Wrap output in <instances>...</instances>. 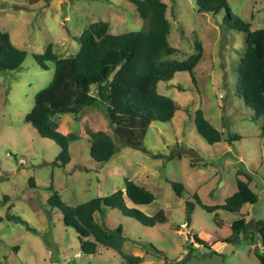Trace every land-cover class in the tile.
<instances>
[{
	"label": "rangeland",
	"instance_id": "1",
	"mask_svg": "<svg viewBox=\"0 0 264 264\" xmlns=\"http://www.w3.org/2000/svg\"><path fill=\"white\" fill-rule=\"evenodd\" d=\"M163 1L170 22L168 42L177 49L168 59H186L196 42L203 48L193 80L189 73L177 72L158 83V92L177 106L172 120L152 122L141 148L121 147L107 162L98 163L89 154L85 128L110 133L104 113L87 107L77 116L56 114L52 119L58 130L80 138L68 143L70 161L55 165L59 146L24 122L35 93L54 73L52 62L43 70L33 55L50 43L60 57L75 54L80 34L96 21L108 22L110 32L119 34L141 29L143 20L127 0H0V30L26 52L19 69L0 72V264H121L112 249L83 253L74 230L47 204L46 189L51 186L66 204L76 205L123 189L125 179L154 194L148 205L137 207L126 199V206L146 215L162 209L166 222L147 227L118 209L95 214V220L112 228L121 225L124 249L142 256L140 264H165V258L175 262L187 254L183 264H259L253 249L264 252L260 243L222 241L241 216L264 218V119L238 94L244 34L224 28L223 10L213 15L199 12L196 0ZM226 1L234 19L249 22L252 30L264 28V0ZM196 111L223 132L222 141L209 144L198 135ZM232 135L238 138L226 142ZM29 177L35 188L29 187ZM237 179L248 181L256 203L242 205L239 213L207 212L195 204L186 214L185 202L195 203L194 193L205 205L222 204L236 191ZM170 181L184 186L181 196ZM7 213L21 217L33 231L5 219Z\"/></svg>",
	"mask_w": 264,
	"mask_h": 264
},
{
	"label": "trees",
	"instance_id": "2",
	"mask_svg": "<svg viewBox=\"0 0 264 264\" xmlns=\"http://www.w3.org/2000/svg\"><path fill=\"white\" fill-rule=\"evenodd\" d=\"M127 1L135 6L143 20L141 29L114 34L110 32L108 22L96 21L80 34L79 49L75 54L60 57L50 43L43 53L33 55L35 63L43 70H47V63L52 62L54 73L48 85L35 93L32 108L25 115L24 122L30 124L40 137L48 138L59 146L55 165H66L70 161L68 143L80 137L60 132L52 116H77L87 107L99 108L108 121L110 133L86 127L85 134L91 158L105 163L121 147L141 148L152 122L172 120L177 106L173 99L158 92L159 82L171 80L177 72H187L193 80L192 71L203 55L201 43H195V52L186 59H168L177 49L168 42L170 22L166 15L167 4L163 0ZM196 5L201 13L216 15L223 10L224 28L244 34L245 49L238 68L241 81L238 94L246 105L256 111V116L262 115L264 119V28L252 30L249 22L234 19L226 0H196ZM25 56L24 50L12 44L8 32L0 30V72L19 69ZM193 121L196 132L207 143L222 141L223 132L203 113L196 111ZM237 138L232 135L225 141L230 143ZM170 184L175 195L181 196L184 186L171 181ZM28 185L35 188L33 177H29ZM46 190L50 193L47 204L61 213L65 227L74 230L83 253L94 254L99 247L112 249L120 256L121 264H140L142 256L125 251L126 237L122 234L121 225L112 228L103 221L97 222L95 214L102 216L106 209H118L122 215L147 227L166 222L162 209L153 215H146L135 207L126 206V199L136 206L148 205L154 200L150 190L130 179H125L123 189L76 205L66 204L51 186ZM193 198L195 203L185 202L187 215L195 204L207 212L223 210L239 213L242 205L257 202V195L248 181L240 179H237L236 191L222 204L205 205L196 193ZM6 199L7 196H4L3 200ZM5 219L16 221L26 230L33 231L19 216L7 213ZM230 229V235L222 241L231 244L246 241L264 246V218L246 220L241 216L231 224ZM194 240L202 243L196 236ZM149 246L155 249L152 244ZM253 252L259 264H264V252L258 246ZM187 256L175 262H168L165 258V264H183Z\"/></svg>",
	"mask_w": 264,
	"mask_h": 264
},
{
	"label": "crops",
	"instance_id": "3",
	"mask_svg": "<svg viewBox=\"0 0 264 264\" xmlns=\"http://www.w3.org/2000/svg\"><path fill=\"white\" fill-rule=\"evenodd\" d=\"M211 123H212V122H211ZM213 125L217 128V126H216L214 123H213ZM103 131H104V130H103ZM113 155H114V154H113ZM113 155H112V156H113ZM112 156H111V157H112ZM145 174H146V173H144V175H145ZM138 184H139V183H138ZM135 206H136V205H135ZM141 206H143V205H138L137 207H141ZM124 245H125V244H124ZM124 248H125V247H124ZM134 255H135V254H134Z\"/></svg>",
	"mask_w": 264,
	"mask_h": 264
},
{
	"label": "built area",
	"instance_id": "4",
	"mask_svg": "<svg viewBox=\"0 0 264 264\" xmlns=\"http://www.w3.org/2000/svg\"><path fill=\"white\" fill-rule=\"evenodd\" d=\"M181 227H182L183 229H184V228L186 229L187 225H186L185 223H182V224H181Z\"/></svg>",
	"mask_w": 264,
	"mask_h": 264
}]
</instances>
